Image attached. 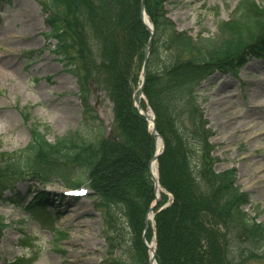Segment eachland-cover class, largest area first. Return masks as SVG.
<instances>
[{
    "label": "trees",
    "instance_id": "obj_1",
    "mask_svg": "<svg viewBox=\"0 0 264 264\" xmlns=\"http://www.w3.org/2000/svg\"><path fill=\"white\" fill-rule=\"evenodd\" d=\"M144 2L153 35L142 23L141 0H41L49 36L57 42L54 53L81 87L84 116L95 120L84 97L87 88L103 89L114 105L112 130L118 141L88 128L96 136L75 131L50 143L33 124L24 150L0 154V200L23 182L59 181L69 189L88 184L107 214L112 248L123 241L131 264L142 261L144 239L150 243L155 235L156 264L251 262L264 249V225L246 214L251 199L237 185L235 171L215 169L214 135L199 87L215 69L237 74L249 57H264V3L241 0L231 21L220 24L219 35L209 39L177 32L164 17V0ZM241 25V35H236ZM150 42L143 93L165 151L158 161L163 193L155 230L144 235L156 200L149 171L156 138L134 99ZM49 198L35 196L28 210L49 216L45 203ZM14 264L33 263L19 259Z\"/></svg>",
    "mask_w": 264,
    "mask_h": 264
},
{
    "label": "rangeland",
    "instance_id": "obj_2",
    "mask_svg": "<svg viewBox=\"0 0 264 264\" xmlns=\"http://www.w3.org/2000/svg\"><path fill=\"white\" fill-rule=\"evenodd\" d=\"M144 1L141 0V16L147 27L143 22L149 21ZM240 1L164 0L162 5L165 19L173 22L177 32L192 38L213 39L219 35L218 26L231 21ZM255 1L264 3V0ZM47 19L41 0H0V154L24 150L31 140L29 129L33 124L40 127L50 143L75 131H86L91 137L98 134L107 137L113 127L114 105L101 88H87L84 97L94 111L95 120L84 116L78 79L54 53L57 42L49 36ZM149 24L153 28L150 21ZM241 30L242 25L236 35H241ZM149 45L144 67L149 60ZM250 58L237 74L215 69L199 88L205 119L214 135L211 138L213 157L218 159L215 169L218 172L235 171L237 185L251 199L244 209L246 214L264 225L263 124L260 122L261 126L256 128L241 126L245 111L254 116L260 113L259 120L264 121V108L253 97L258 86L264 85V57ZM139 81L135 107L145 105L143 109L150 110L154 117L144 93V98L139 99L143 71ZM226 84L233 87L223 90ZM144 86L145 83L143 89ZM225 100H231L235 106L227 108L219 104ZM57 107L69 108L72 119L65 120L64 113ZM157 142L158 138L156 153ZM37 186L31 188L32 196H27L30 186L26 182L19 183L15 192L6 191L0 200V219L4 222V227L0 228V264H14L19 259L33 264H131V257L124 256L128 248L123 241L120 246H114L116 249L112 248V240L107 238V214L101 210L88 184L81 187L85 195L77 198L69 197V188L59 181L46 188H42V184ZM162 193L160 191L156 198L157 204L155 200L150 207L144 235L149 229L155 230L154 218ZM39 194L50 196V205L46 207L49 216L28 210ZM152 242H155L157 252L156 235L150 243L144 239L145 255L139 256L142 261L137 264H152L148 250ZM257 254L259 258L246 264H264V249Z\"/></svg>",
    "mask_w": 264,
    "mask_h": 264
},
{
    "label": "bare ground",
    "instance_id": "obj_3",
    "mask_svg": "<svg viewBox=\"0 0 264 264\" xmlns=\"http://www.w3.org/2000/svg\"><path fill=\"white\" fill-rule=\"evenodd\" d=\"M7 65L10 66L11 64L7 63ZM232 87L233 86H229L226 84V85H224L223 90L230 89ZM248 97H250L249 94H248ZM253 97H254V99H256V102L260 106H262V108H264V85H261L260 87L258 86L257 92H255ZM231 102H232L231 100H225V101L219 102V104L223 105V106L225 105V107H227V108L235 106V103L231 104ZM137 104H139L138 101H137ZM57 109H59L60 111H62V113H64L63 117L65 120H71L72 119V113L70 114L69 108L65 109L63 107H57ZM65 112H67V113H65ZM142 112L148 118L150 128L152 129V125H153L152 124V120H153L152 113L150 112V110H143ZM243 117L245 118L243 121L244 123L241 124V126H243V128H246V127L247 128H250V127L256 128L257 126H261V125H259L261 122L263 124L262 128L264 130V121L259 120V119H261L260 113H258L254 116V115H252V113H249V111H245V112H243ZM246 122H247V125H246ZM162 147H163L162 141H161V139L158 138L157 153L162 151ZM150 173H151L153 179L155 181H157V179H158V164H157V161H155V160L151 163ZM160 191H161V189L159 187L158 192H160ZM148 250L150 253V257L152 258L154 255V252H155V242H152L150 245H148ZM152 264H156V262H152Z\"/></svg>",
    "mask_w": 264,
    "mask_h": 264
},
{
    "label": "water",
    "instance_id": "obj_4",
    "mask_svg": "<svg viewBox=\"0 0 264 264\" xmlns=\"http://www.w3.org/2000/svg\"><path fill=\"white\" fill-rule=\"evenodd\" d=\"M143 22H144V24L147 26V28L149 29V31L151 32V34L153 35V28L150 26L149 21L146 19V20H144ZM147 22H148V24H147ZM150 44H151V42H150ZM149 46H150V45H149ZM147 58H148V56L146 57V59H147ZM145 70H146V65H145L144 70H143V82H142V87H141L142 89H141V91H140L139 99L144 98V97H143V85H144V83H145ZM137 109H138L139 113H140L141 115H143V116L146 118V120L149 122L148 118L143 114V112H142L143 109H142V107L140 106V104L138 105ZM152 124H153V125H152V129H151V133H152V135L155 136V137H157V138H159V139H161V141H162V145H163V147H162V148H163L162 151L156 153L155 157H154L153 160H152V162H153L154 160L158 162L160 156H162V154H163L164 151H165V145H164V143H163V142H164L163 139L157 134L156 127H155L154 117H153V120H152ZM109 138H110V139H113V140H117V137L114 136V134H113L112 131L110 132ZM152 162H151V163H152ZM150 165H151V164H150ZM150 167H151V166H150ZM154 182H155V189H156L157 199H158V193H159V192H158V187H159L158 179H157V181L154 180ZM156 204H157V200H156L155 205H156ZM154 208H155V207H153L152 209L154 210ZM153 210H151V212H153ZM156 243H157V242H156ZM155 255H156V253L154 252V255H153L152 259H151V262H155Z\"/></svg>",
    "mask_w": 264,
    "mask_h": 264
}]
</instances>
